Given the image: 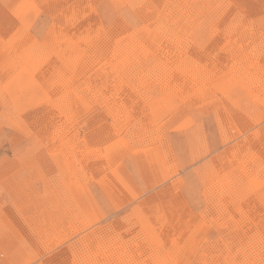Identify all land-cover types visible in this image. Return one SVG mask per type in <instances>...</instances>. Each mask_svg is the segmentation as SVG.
Returning <instances> with one entry per match:
<instances>
[{
    "label": "rangeland",
    "instance_id": "374dc122",
    "mask_svg": "<svg viewBox=\"0 0 264 264\" xmlns=\"http://www.w3.org/2000/svg\"><path fill=\"white\" fill-rule=\"evenodd\" d=\"M263 234L264 0H0V264H264Z\"/></svg>",
    "mask_w": 264,
    "mask_h": 264
},
{
    "label": "bare ground",
    "instance_id": "6f19581e",
    "mask_svg": "<svg viewBox=\"0 0 264 264\" xmlns=\"http://www.w3.org/2000/svg\"><path fill=\"white\" fill-rule=\"evenodd\" d=\"M51 3V2H50ZM64 3V2H63ZM132 3V2H131ZM49 4V3H48ZM139 8V7H138ZM82 9V8H81ZM137 10V9H136ZM135 10V11H136ZM142 11H144V10H142ZM137 12V11H136ZM176 12V11H175ZM60 13V12H59ZM139 14V13H138ZM143 15V14H142ZM14 17V16H13ZM145 17V16H144ZM143 17V18H144ZM62 21V20H61ZM96 21V20H95ZM18 23V22H17ZM80 23V22H79ZM164 25V24H163ZM83 26V25H82ZM165 27V26H164ZM102 33V32H101ZM110 35V34H109ZM163 36V35H162ZM160 41V40H159ZM102 42V41H101ZM180 42V41H179ZM182 42V41H181ZM85 43V42H84ZM184 43V42H183ZM84 45V44H83ZM179 45V44H178ZM185 45H186V43H185ZM123 47V46H122ZM259 51V50H258ZM105 53V52H104ZM173 55V54H172ZM200 55V54H199ZM180 56V55H179ZM104 57V56H103ZM184 63V62H183ZM194 64V63H193ZM61 65V64H60ZM191 65V64H190ZM89 68V67H88ZM220 71V70H219ZM238 72V71H237ZM184 73V72H183ZM260 77V76H259ZM87 79V78H86ZM178 79V78H177ZM191 79V78H190ZM201 80V79H200ZM77 81V80H76ZM182 82V81H181ZM175 84V83H174ZM199 84V83H198ZM191 85V84H190ZM172 86H173V84H172ZM182 87V86H181ZM185 87V86H184ZM187 87V86H186ZM168 88H170V87H168ZM191 88V87H190ZM252 88V87H251ZM179 89V88H178ZM206 89V88H205ZM188 92V91H187ZM193 93V92H192ZM172 95V94H171ZM200 97V96H199ZM64 98V97H63ZM66 99H67V97H66ZM200 99V98H199ZM61 107V106H60ZM66 107V106H65ZM69 109V108H68ZM72 110V109H71ZM66 111V110H65ZM64 111V112H65ZM69 111V110H68ZM65 113H67V112H65ZM149 198V197H148ZM150 203V202H149ZM256 212V211H255ZM35 220V219H34ZM177 224V223H176ZM262 224V223H261ZM260 228V227H259ZM264 235V234H263ZM244 237V236H243ZM255 245V244H254ZM255 248V247H254ZM220 253V252H219ZM243 257V256H242ZM183 261V260H182ZM211 261V260H210ZM251 261V260H250Z\"/></svg>",
    "mask_w": 264,
    "mask_h": 264
}]
</instances>
